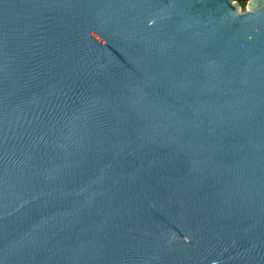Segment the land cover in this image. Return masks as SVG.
<instances>
[{
  "label": "water",
  "instance_id": "95a60500",
  "mask_svg": "<svg viewBox=\"0 0 264 264\" xmlns=\"http://www.w3.org/2000/svg\"><path fill=\"white\" fill-rule=\"evenodd\" d=\"M0 264H264V0H0Z\"/></svg>",
  "mask_w": 264,
  "mask_h": 264
},
{
  "label": "trees",
  "instance_id": "16d2710c",
  "mask_svg": "<svg viewBox=\"0 0 264 264\" xmlns=\"http://www.w3.org/2000/svg\"><path fill=\"white\" fill-rule=\"evenodd\" d=\"M235 1L239 2L241 7H242V9H244L246 0H235Z\"/></svg>",
  "mask_w": 264,
  "mask_h": 264
},
{
  "label": "flooded vegetation",
  "instance_id": "af4514ba",
  "mask_svg": "<svg viewBox=\"0 0 264 264\" xmlns=\"http://www.w3.org/2000/svg\"><path fill=\"white\" fill-rule=\"evenodd\" d=\"M247 1V0H246Z\"/></svg>",
  "mask_w": 264,
  "mask_h": 264
}]
</instances>
